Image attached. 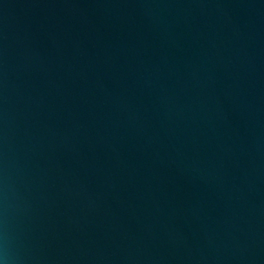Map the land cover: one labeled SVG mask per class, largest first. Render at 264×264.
<instances>
[{"label": "water", "instance_id": "water-1", "mask_svg": "<svg viewBox=\"0 0 264 264\" xmlns=\"http://www.w3.org/2000/svg\"><path fill=\"white\" fill-rule=\"evenodd\" d=\"M0 264H264V0H0Z\"/></svg>", "mask_w": 264, "mask_h": 264}]
</instances>
